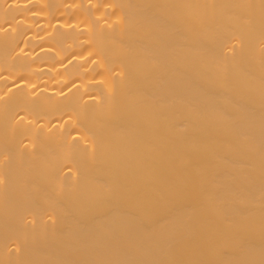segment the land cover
Masks as SVG:
<instances>
[{"label": "bare ground", "instance_id": "6f19581e", "mask_svg": "<svg viewBox=\"0 0 264 264\" xmlns=\"http://www.w3.org/2000/svg\"><path fill=\"white\" fill-rule=\"evenodd\" d=\"M0 264H264V0H0Z\"/></svg>", "mask_w": 264, "mask_h": 264}]
</instances>
